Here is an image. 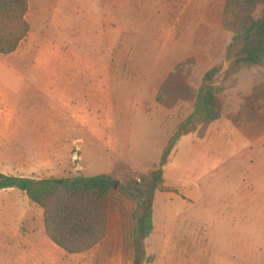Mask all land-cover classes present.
Masks as SVG:
<instances>
[{
	"label": "rangeland",
	"instance_id": "rangeland-1",
	"mask_svg": "<svg viewBox=\"0 0 264 264\" xmlns=\"http://www.w3.org/2000/svg\"><path fill=\"white\" fill-rule=\"evenodd\" d=\"M225 1L28 0V38L13 56L0 54V90L10 97L0 100V137L16 131L13 121L24 134L14 151L33 156L35 138L52 136L45 155L60 167L39 180L105 174L117 188L106 239L81 255L50 251L39 236L29 246L21 236L40 226L42 210L20 191L0 192V264H49L53 252L61 264H133L136 207L119 188L158 168L214 67L223 117L203 139L192 134L194 149L183 141L173 150L145 251L150 264H264V107L246 104L264 87V68L235 63L244 41L223 29ZM188 61L193 98L177 99L180 84L176 107L163 108L160 87ZM19 214L28 220L19 224Z\"/></svg>",
	"mask_w": 264,
	"mask_h": 264
},
{
	"label": "trees",
	"instance_id": "trees-1",
	"mask_svg": "<svg viewBox=\"0 0 264 264\" xmlns=\"http://www.w3.org/2000/svg\"><path fill=\"white\" fill-rule=\"evenodd\" d=\"M28 0H0V54L9 56L18 51L28 38L31 27L27 21ZM223 29L233 34V41H244L242 54L235 63L242 62L264 68V0H226ZM194 61L180 64L164 81L155 97L165 109H174L177 101L173 94L181 84L185 93L178 100H191L192 91L185 85ZM219 69L208 71L194 97L193 112L181 121L164 148L158 168L140 179L132 178L119 192L135 204V225L132 235L133 264H150L145 242L154 231V200L163 187V168L183 137L197 134L203 139L209 126L223 117L224 104L220 97L223 89L214 85ZM246 104L262 110L264 87L254 89ZM117 182L110 175L66 179L16 177L0 173V192L17 190L25 194L43 212V224L50 241L69 255L88 253L107 237L112 194Z\"/></svg>",
	"mask_w": 264,
	"mask_h": 264
},
{
	"label": "crops",
	"instance_id": "crops-1",
	"mask_svg": "<svg viewBox=\"0 0 264 264\" xmlns=\"http://www.w3.org/2000/svg\"><path fill=\"white\" fill-rule=\"evenodd\" d=\"M30 9V5H29ZM29 13V11H28ZM28 16V14H27ZM21 47V46H20ZM19 50V49H18ZM18 52V51H17ZM16 52V53H17ZM14 53V54H16ZM12 54V56L14 55ZM53 90H51L52 92ZM48 92V93H51ZM54 95V93H53ZM10 97L5 95L4 90L1 88L0 90V100L2 102H5V104H8V101L10 103ZM221 120V119H220ZM219 120V121H220ZM12 126L16 130L13 133H10L9 135L6 136H1L0 137V173L4 175H10V176H16V177H25V178H32L35 180H39L35 178V175H38L41 173V170H44L47 166L52 165L54 167L59 168V161L52 155L51 156H46V147L45 144H52L56 141H53L51 138L52 136H47L46 134L44 135H38L35 140L33 141L34 144H40L41 148L37 153H35L33 156H28V155H19L14 151L13 148L16 147L17 144L21 143L22 139L24 138L23 132L19 129V127H15L13 125V121H11ZM60 127L57 125V129ZM209 137V136H208ZM194 135H188L186 137H183L179 143H182L183 141L188 142L192 149H194V144H193V139ZM64 142L60 140L58 137L57 143ZM56 143V144H57ZM184 144V143H183ZM49 149H47L48 151ZM195 150H193V153ZM59 170V169H58ZM58 170L56 172H58ZM52 179V178H49ZM11 191H16V190H8V191H1V192H11ZM29 217H27L26 214H22L17 217L18 223H23V221L28 220ZM16 233L18 237H20L21 233V228L18 225V228L16 229ZM15 233V234H16ZM40 237V240L50 249V251H57L55 246L50 239L47 237L45 229H44V224L41 222L39 227L34 226L33 223L30 224V227H28V232L24 234V236H21L23 240L29 241V246H33L35 243H37V237ZM37 240V241H34ZM54 246V247H53ZM54 255L58 256L57 260H54V258L49 259V264H61L60 262V253Z\"/></svg>",
	"mask_w": 264,
	"mask_h": 264
}]
</instances>
